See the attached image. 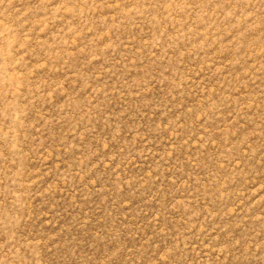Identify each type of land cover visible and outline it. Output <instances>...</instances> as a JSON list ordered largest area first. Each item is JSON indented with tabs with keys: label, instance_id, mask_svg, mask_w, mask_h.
Segmentation results:
<instances>
[{
	"label": "rangeland",
	"instance_id": "374dc122",
	"mask_svg": "<svg viewBox=\"0 0 264 264\" xmlns=\"http://www.w3.org/2000/svg\"><path fill=\"white\" fill-rule=\"evenodd\" d=\"M0 264H264V0H0Z\"/></svg>",
	"mask_w": 264,
	"mask_h": 264
}]
</instances>
